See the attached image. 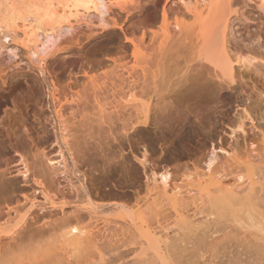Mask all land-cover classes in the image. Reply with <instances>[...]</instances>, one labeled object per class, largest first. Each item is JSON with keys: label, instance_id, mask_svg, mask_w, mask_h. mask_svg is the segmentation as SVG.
Instances as JSON below:
<instances>
[{"label": "bare ground", "instance_id": "6f19581e", "mask_svg": "<svg viewBox=\"0 0 264 264\" xmlns=\"http://www.w3.org/2000/svg\"><path fill=\"white\" fill-rule=\"evenodd\" d=\"M44 1L47 3L43 0H0V44H9L20 34V45L28 51L30 63L38 67L51 46L57 45L62 32L68 34L73 30L71 24L51 25L49 20L52 18L67 19L72 9L80 7L85 11L92 9L98 12L99 25L104 29L109 26L105 17L109 18L114 8L127 15L142 8L145 2L155 9L161 0H128L127 6L112 4L109 0ZM176 1L181 2L190 16L181 25L185 32L188 28L193 32V60L206 62L212 70L200 66L172 77L177 72L173 65L168 67L166 65L169 64L163 63L154 70L146 67L145 59L149 54L141 49V45H165L164 31L169 21L165 7L161 13V31L149 28L148 34L140 26L138 41L134 30L127 34L112 19L114 27L123 31V40L133 46V62L126 69L127 79L134 83L138 77L141 78V92L152 98L153 106L160 114L155 123L160 136L171 138L178 154L183 156L188 154V142L202 129L203 120L209 118L210 121L212 112L220 104L218 99L207 98L208 92L222 94L223 86L228 89L235 82L234 64L238 69L252 67L253 62L264 66V52L258 53V57L233 59L227 47L232 43L242 50L251 41L260 42V35L264 34V0H206L202 4L195 0L192 7L183 0ZM234 4L238 10L232 9ZM58 6H61L60 10ZM238 11L241 16L251 15L252 11L251 20L245 18L250 22L243 21L241 26L235 27L230 16ZM180 17L176 12L175 20ZM176 27L181 31L182 27ZM185 40H189L188 37L182 41ZM218 78L220 82L215 84L214 80ZM104 82L95 81L93 85L100 89ZM49 95L53 103H61L53 90ZM163 95L175 96L174 102H165ZM130 97L134 98L133 94ZM81 100L79 97L76 101L81 103ZM95 101L102 113L105 104ZM70 102L75 104L72 98ZM53 112L61 148L68 153L71 168L62 157L63 161H49L52 176L47 182L44 178H34L44 201L24 195L28 208L20 213L14 209L17 216L11 220L13 224L7 225L10 221L0 227V242L4 237L10 239L8 243L0 244V264L11 263L9 260L13 257L10 256L23 240L45 233L53 234L59 244L57 248H50L49 253L66 262L77 252H87L91 260L89 264H264V129H259L258 143L250 144L251 151L238 156L233 149L228 152L220 145L217 147L219 151L228 156L221 164L216 163L215 150L212 149L205 156L203 165V160L191 162V172L176 164L174 170L147 174L149 163L141 158L137 164L146 174L145 187L138 188L131 196L111 194L109 201H105L104 196L100 197H104L102 200L96 197L95 200L84 184L85 176L76 175L79 172L76 154L81 152L78 150L76 153L78 146H72L68 132L64 133L66 127L60 107L53 105ZM104 116L100 115L101 121L110 127L111 117L109 114ZM122 130L126 134L131 127L125 125ZM87 139L94 141L90 134ZM97 142V146L94 143L88 149L87 140L84 146L89 152H98L99 157H105L104 153L108 151H102L100 142ZM59 155H62L61 150ZM55 176L66 180L73 200H68L65 192L59 190V183L55 188ZM23 177L27 179L26 172ZM51 187L56 189L54 195L47 190ZM68 206L70 210L66 211ZM34 209L37 214L28 219ZM105 210L113 212L120 220L118 226L111 228L113 233L110 235L105 231L102 234L95 232L94 224L103 218L101 214Z\"/></svg>", "mask_w": 264, "mask_h": 264}, {"label": "rangeland", "instance_id": "374dc122", "mask_svg": "<svg viewBox=\"0 0 264 264\" xmlns=\"http://www.w3.org/2000/svg\"><path fill=\"white\" fill-rule=\"evenodd\" d=\"M109 1L124 6L128 3V0ZM183 1L190 7L195 5V0ZM197 1L200 4L206 2ZM43 2L47 3L44 0ZM164 7L169 12L168 26L164 31L165 45H141V49L149 54L145 59L146 67L150 66L154 70L163 66V63L169 64L166 65L168 67L173 65L177 72H174L172 77L200 66L212 70L206 62L193 60V32L189 28L185 32L181 25L190 16L181 2L176 0H161L155 9L145 2L142 8L127 15L114 8V13H111L109 18L105 17L109 26L104 29L99 25L98 12L92 9L85 11L80 7L72 9L67 19L52 18L49 20L51 25L71 24L73 30L68 34L62 32L57 45L51 46L40 67L30 63L28 51L20 45V34L15 36L13 42L0 44V227L15 219L17 214L14 209H18L20 213L28 208L24 195L32 200L44 201L39 193L41 188L34 183V178H44L46 182L49 180L48 177L52 176L49 161H63V157L68 168H71L68 153L61 148L53 105L58 109L60 107L63 125L66 127L64 133L68 132L72 146H78L76 153L78 150L81 152L76 154L79 170L76 175L85 176L84 184L94 199L96 197L98 200L104 196L107 201L111 194L131 196L138 188H144L146 174L137 164L141 158H145L149 163L147 174H159L165 169L174 170L178 164L191 172V162L200 163L203 160V165L205 156L212 149L215 150L216 163L221 164L228 156L219 151L217 147L220 145L226 151L232 152L233 149L241 156L244 151H251V143H258L259 129H264V66H259L256 62L252 63V67L240 69L234 64L235 82L230 84L228 89L223 86L222 94L208 92L207 98L218 99L220 104L212 115L209 112V116H212L211 122L209 118L205 119L208 122L203 120L202 129L198 130L202 132H197L198 135L188 142V154L180 156L174 141L160 136L158 127L155 126L160 114L153 106L152 98L141 92V78L138 77L134 83L127 79L126 69L133 62V46L123 40V31L129 34L134 30L137 41L141 34L140 26L148 34L149 28L159 32ZM238 8L235 4L232 6V9ZM57 9L60 10L61 6ZM176 12L181 15L178 21L175 20ZM252 13L251 11V15L248 13L241 16L238 11L230 16V20L235 27L241 26L243 21L250 22L245 18L251 20ZM112 17L123 31L114 27ZM20 25L18 23V26ZM176 26L182 27L181 31ZM260 36V42L251 41L249 45L246 42L247 45L242 50L232 43L227 45L233 59L239 56L244 59L250 56L258 57V53L264 52V34ZM185 37L189 40L183 42ZM102 80L105 82L100 89L94 87L93 82L100 83ZM219 82V78L214 80L215 84ZM50 90L54 91V96L61 103L52 102ZM130 94H133L134 98L130 97ZM79 97L82 98L81 103L76 101ZM174 97L163 95V100L174 102ZM71 98L75 104L70 102ZM64 99L69 101L65 103ZM95 99L105 104L102 113ZM102 114H109L111 117L110 127L101 121ZM125 125L131 127L126 134L122 130ZM89 134L94 141L87 139ZM87 140L88 149L99 141L102 151H108L107 155L104 153L105 157H99L97 151L89 152L84 146ZM59 150L62 155H59ZM178 157L181 159L177 160ZM24 172L27 173L26 180L23 177ZM55 182V188L57 189L59 183V190L65 192L68 200H73L66 180L55 176ZM55 188L47 189L50 195L56 193ZM69 208L70 206L65 210L68 211ZM31 212L28 219L37 214L35 209ZM101 216L103 218L100 217L94 224L95 232L102 234L105 231L109 232V235L112 234L111 228L118 226L120 220L109 210L103 211ZM84 222L87 223V220L84 219ZM12 224L13 221L7 225ZM55 239L53 234L45 233L23 240L21 246L10 256L13 258L9 262L91 263L87 252H77L69 262L53 256L49 249L58 247ZM8 242L10 239L4 237L0 244Z\"/></svg>", "mask_w": 264, "mask_h": 264}]
</instances>
